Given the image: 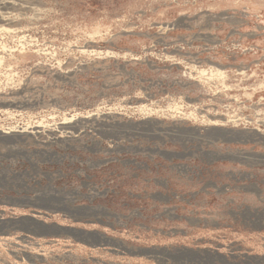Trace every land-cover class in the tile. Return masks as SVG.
<instances>
[{"label":"rangeland","instance_id":"rangeland-1","mask_svg":"<svg viewBox=\"0 0 264 264\" xmlns=\"http://www.w3.org/2000/svg\"><path fill=\"white\" fill-rule=\"evenodd\" d=\"M7 1L0 264H264V0Z\"/></svg>","mask_w":264,"mask_h":264},{"label":"bare ground","instance_id":"bare-ground-1","mask_svg":"<svg viewBox=\"0 0 264 264\" xmlns=\"http://www.w3.org/2000/svg\"><path fill=\"white\" fill-rule=\"evenodd\" d=\"M11 2L10 1H7V0H2V1H0V22L2 21V20H4L3 19V17H2V10H7V8L9 7V4H10ZM3 132V131H2ZM1 132V133H2ZM2 136V134H0V137ZM15 137V136H14ZM17 137H20V136H17ZM27 222L28 223H30V225H32V224H36L37 226H39V224L36 222V221H34L33 219H28L27 218ZM12 223L11 222H2V220L0 221V234H3V232L5 231L4 230V228H6V227H8L9 225H11ZM34 226V225H33ZM34 228H36V227H34ZM38 228V227H37ZM5 233V232H4ZM95 247V246H94Z\"/></svg>","mask_w":264,"mask_h":264},{"label":"water","instance_id":"water-1","mask_svg":"<svg viewBox=\"0 0 264 264\" xmlns=\"http://www.w3.org/2000/svg\"><path fill=\"white\" fill-rule=\"evenodd\" d=\"M89 244V243H88ZM90 246H92V247H94V246H99L100 245V243L99 242H94V243H92V244H89Z\"/></svg>","mask_w":264,"mask_h":264},{"label":"built area","instance_id":"built-area-1","mask_svg":"<svg viewBox=\"0 0 264 264\" xmlns=\"http://www.w3.org/2000/svg\"><path fill=\"white\" fill-rule=\"evenodd\" d=\"M0 220L4 221L3 215L0 213Z\"/></svg>","mask_w":264,"mask_h":264}]
</instances>
